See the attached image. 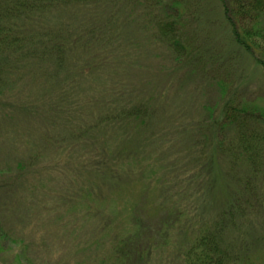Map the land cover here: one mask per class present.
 Wrapping results in <instances>:
<instances>
[{"label": "trees", "instance_id": "trees-1", "mask_svg": "<svg viewBox=\"0 0 264 264\" xmlns=\"http://www.w3.org/2000/svg\"><path fill=\"white\" fill-rule=\"evenodd\" d=\"M140 38L216 103L129 82ZM241 56L264 76V0H0V209L52 197L94 227L96 264L167 244L171 263L264 264V103L224 78Z\"/></svg>", "mask_w": 264, "mask_h": 264}, {"label": "rangeland", "instance_id": "rangeland-1", "mask_svg": "<svg viewBox=\"0 0 264 264\" xmlns=\"http://www.w3.org/2000/svg\"><path fill=\"white\" fill-rule=\"evenodd\" d=\"M144 41L139 40L142 51L140 57H127L121 63L123 72L125 68H135L125 72L129 82L138 84L142 78H151L159 83V87L167 88L168 104H182V101L189 100L191 104L199 105L216 103L218 100L216 86L215 88L210 86L208 73L190 76L187 71L175 67L166 52L154 46L151 48ZM230 63L232 70L224 78L226 84L235 90L234 94L238 98L260 100L264 103V76L254 71L252 61L247 56H241ZM228 93L230 95V91ZM4 147L7 150L12 148L9 144H5ZM15 152L18 155L22 154L20 150ZM39 168L31 167L35 171H39ZM50 182L51 185L48 186L50 191H62V186L56 183L55 179ZM1 196L3 195L0 194V201ZM62 212L64 208L52 197L33 204L16 203L9 210L0 209V230L1 232L5 230L20 243L22 240L21 247L29 259L26 262L31 264H96L93 259L96 252L90 245L94 240V227L89 229V226H84L78 213L63 215ZM99 231L101 232V229ZM171 242L170 235L169 243ZM20 243L7 241L4 244L0 251V264H14L13 258ZM170 251L171 246L165 245L164 248L156 251L150 257V263L146 264H176L175 261L170 262ZM10 252L13 255L9 258L7 256Z\"/></svg>", "mask_w": 264, "mask_h": 264}]
</instances>
